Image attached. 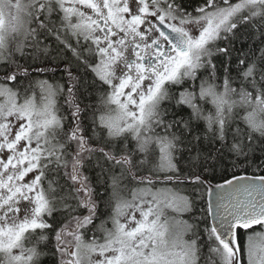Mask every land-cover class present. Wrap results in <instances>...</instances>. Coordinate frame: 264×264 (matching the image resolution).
<instances>
[{
  "label": "snow or ice",
  "instance_id": "6c2138e0",
  "mask_svg": "<svg viewBox=\"0 0 264 264\" xmlns=\"http://www.w3.org/2000/svg\"><path fill=\"white\" fill-rule=\"evenodd\" d=\"M0 264H264V0H0Z\"/></svg>",
  "mask_w": 264,
  "mask_h": 264
}]
</instances>
